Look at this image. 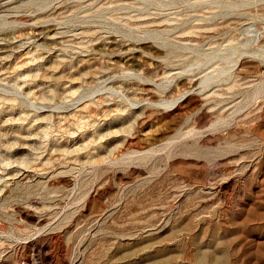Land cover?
Here are the masks:
<instances>
[{"label": "rangeland", "instance_id": "obj_1", "mask_svg": "<svg viewBox=\"0 0 264 264\" xmlns=\"http://www.w3.org/2000/svg\"><path fill=\"white\" fill-rule=\"evenodd\" d=\"M0 264H264V0H0Z\"/></svg>", "mask_w": 264, "mask_h": 264}]
</instances>
